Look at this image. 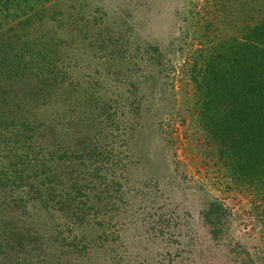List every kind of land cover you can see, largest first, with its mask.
I'll list each match as a JSON object with an SVG mask.
<instances>
[{
	"label": "rangeland",
	"instance_id": "rangeland-1",
	"mask_svg": "<svg viewBox=\"0 0 264 264\" xmlns=\"http://www.w3.org/2000/svg\"><path fill=\"white\" fill-rule=\"evenodd\" d=\"M10 1L0 264H264V192L204 130L186 70L241 42L264 0Z\"/></svg>",
	"mask_w": 264,
	"mask_h": 264
},
{
	"label": "trees",
	"instance_id": "trees-1",
	"mask_svg": "<svg viewBox=\"0 0 264 264\" xmlns=\"http://www.w3.org/2000/svg\"><path fill=\"white\" fill-rule=\"evenodd\" d=\"M213 47L200 49L186 69L199 93L200 122L235 178L264 192V18L246 29L241 42ZM207 207L203 216L216 236L225 210ZM260 215L264 226V208Z\"/></svg>",
	"mask_w": 264,
	"mask_h": 264
}]
</instances>
